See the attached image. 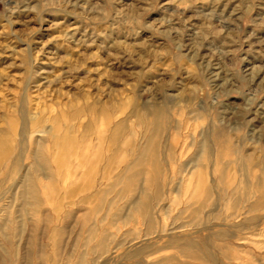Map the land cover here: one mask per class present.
Wrapping results in <instances>:
<instances>
[{"label":"rangeland","instance_id":"rangeland-1","mask_svg":"<svg viewBox=\"0 0 264 264\" xmlns=\"http://www.w3.org/2000/svg\"><path fill=\"white\" fill-rule=\"evenodd\" d=\"M0 264H264V0H0Z\"/></svg>","mask_w":264,"mask_h":264}]
</instances>
